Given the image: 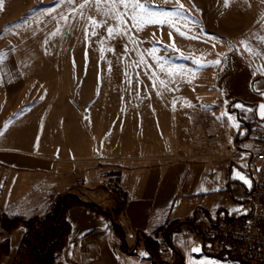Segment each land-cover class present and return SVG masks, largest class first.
Returning a JSON list of instances; mask_svg holds the SVG:
<instances>
[{
  "label": "crops",
  "instance_id": "crops-1",
  "mask_svg": "<svg viewBox=\"0 0 264 264\" xmlns=\"http://www.w3.org/2000/svg\"><path fill=\"white\" fill-rule=\"evenodd\" d=\"M180 2L186 11L176 24L197 39L174 30L179 49L175 55L181 62V53L203 63L222 60L198 68L193 59H185L192 69L205 71L192 90L197 119L206 116V126L221 135L205 146H192L197 154L175 160L154 156L150 162L134 155L107 161L111 153L97 137L76 148L56 145L49 126L52 96L40 93L39 86L45 87L58 67L37 42L23 44V39L38 36L35 10L47 0H3L0 220L4 215L45 216L55 199L64 195L94 206L69 210L71 232L54 264H243L211 253L198 232L212 221L243 217L248 211L253 179L231 158L241 156L245 161L248 151L257 148L251 135L264 133V119L247 110L264 103L259 94L264 92V77L257 73L264 65V0H229L227 7L224 0ZM242 40L251 52L245 51ZM222 113H230L232 122L220 119ZM237 122L239 127H233ZM238 132L244 135L240 148L234 145ZM236 171L250 180L251 187L234 178ZM78 177H83L84 186L77 184ZM172 223L179 224L164 236L160 230ZM25 234L23 225L8 233L0 221V264L15 263ZM148 238L158 244L157 259L148 252ZM181 241H192L201 251L193 253Z\"/></svg>",
  "mask_w": 264,
  "mask_h": 264
},
{
  "label": "rangeland",
  "instance_id": "rangeland-1",
  "mask_svg": "<svg viewBox=\"0 0 264 264\" xmlns=\"http://www.w3.org/2000/svg\"><path fill=\"white\" fill-rule=\"evenodd\" d=\"M174 1L164 4L163 0H143L154 9L165 10H172ZM69 7L62 0L40 4L35 10L39 15L38 36L23 39V44L37 42L58 67L46 86H39L40 93L52 96L49 126L56 145L76 148L97 137L111 153L107 161L134 155L151 162L149 157L154 156L175 160L197 154L192 146H205L220 137L219 131L206 126V116L197 119L192 90L205 71L192 69L185 59L181 62L168 47L176 40L173 28L145 23L137 30L128 20L127 34L120 35V26L109 19L96 29L97 35L86 36L88 21L81 19L79 11L69 16L67 23L60 19L61 13L68 14ZM83 12L85 17L102 18L94 3ZM109 26L117 29L110 38ZM130 37L137 43H131ZM153 47L158 57L192 71L169 77L148 54ZM159 80H165L166 85Z\"/></svg>",
  "mask_w": 264,
  "mask_h": 264
},
{
  "label": "snow or ice",
  "instance_id": "snow-or-ice-1",
  "mask_svg": "<svg viewBox=\"0 0 264 264\" xmlns=\"http://www.w3.org/2000/svg\"><path fill=\"white\" fill-rule=\"evenodd\" d=\"M65 4L69 5L68 14L61 13L60 19L67 23L69 16H75L77 12L79 11L81 19H86L88 21V24L85 27V35H97L96 29L99 27L104 26L108 23V20L111 19L113 21H116L117 24L120 26L118 29L120 35H126L127 34V28H128V20H131V25L133 28H136L137 30H141V25L145 23H153L158 25L167 24L170 28H173L180 36L188 38V39H197L196 36H189L185 31L181 30V27L176 24L177 20L183 19L185 14V7L180 2V0H175V5L172 10H165L163 8H152L149 6L148 3L143 2V0H82V2H77V0H64ZM95 5V10L97 13L101 14L102 18L97 20L93 16H84L83 10L93 4ZM164 4L169 3V0H163ZM225 6H229V0H224ZM3 5V0H0V7ZM122 9V10H121ZM195 23V22H193ZM17 28L20 26L17 25ZM91 28V32L89 33L88 29ZM59 31V29L57 30ZM117 29H114L113 26H109L107 28V37L110 38ZM51 36H55L56 33H51ZM169 37H172V32H169ZM2 38V37H0ZM130 42L133 44H136L137 41L130 37ZM48 41L45 40V43ZM229 48L232 49L233 46L231 42H228ZM240 44L244 47L245 51L251 52V49L249 48L246 41H240ZM172 50L179 52V49L176 48L175 43L173 42L171 45H169ZM114 51V49H113ZM157 49L155 47L148 50V54L153 56L157 63L160 65V70L165 71L166 74L169 77H176L177 75H182L186 71L191 72L192 70H186L184 66L182 65H172L166 58H161L156 55ZM182 58L184 59H193L192 57H184L181 53ZM4 54L0 53V62L3 61ZM226 58V57H225ZM140 62L143 63L144 59L141 55ZM193 63L198 66V68H206L214 65H218L222 63V60L216 59L210 62L203 63L200 59H193ZM257 73L264 77V65L259 67L257 69ZM193 75H195L194 72H192ZM159 83L161 85H166L165 80H159ZM155 79L153 80V87H155ZM259 91V89H257ZM261 96H264V92H259ZM157 95H160L159 92H157ZM237 108H244L245 106L242 104L235 105ZM248 111H256L257 114L261 119H264V103H261L257 106L255 110L253 109H247ZM224 117H227L229 122H232V117L230 113H222L220 119H223ZM85 119H88L85 117ZM233 127H239L238 122L233 124ZM0 135H3L2 132H0ZM235 179L240 180L244 185L251 187L250 180L243 175L240 171H236L233 174ZM207 191V189H205ZM234 211H238V209H234ZM192 241H181V245L184 247H188L189 250L193 253H198L201 251L199 247L192 246ZM142 255H147V253H142Z\"/></svg>",
  "mask_w": 264,
  "mask_h": 264
},
{
  "label": "built area",
  "instance_id": "built-area-1",
  "mask_svg": "<svg viewBox=\"0 0 264 264\" xmlns=\"http://www.w3.org/2000/svg\"><path fill=\"white\" fill-rule=\"evenodd\" d=\"M243 137L241 132L235 134V147L240 148ZM251 142L257 148L248 151L245 161L241 156L231 158L234 165L253 179V187L246 201L247 214L212 221L198 234L211 253L217 256L235 259L243 264H264V133L254 132ZM77 184L84 186L83 177H78Z\"/></svg>",
  "mask_w": 264,
  "mask_h": 264
},
{
  "label": "trees",
  "instance_id": "trees-1",
  "mask_svg": "<svg viewBox=\"0 0 264 264\" xmlns=\"http://www.w3.org/2000/svg\"><path fill=\"white\" fill-rule=\"evenodd\" d=\"M78 205L87 204L81 201L78 196L64 195L55 199L45 216H35L29 219H12L6 215L2 216L0 221L8 233L19 225L26 228V234L21 242L14 264H54L62 254L71 232L68 212ZM89 207L94 206L90 205ZM178 224L172 223L162 228L160 232L168 237L177 228ZM146 241L148 252L157 259V242L150 238Z\"/></svg>",
  "mask_w": 264,
  "mask_h": 264
}]
</instances>
